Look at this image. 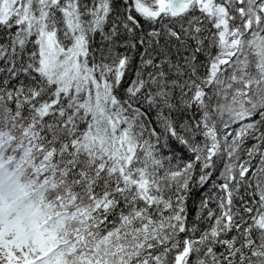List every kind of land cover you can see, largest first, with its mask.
Segmentation results:
<instances>
[{
    "label": "snow or ice",
    "instance_id": "6c2138e0",
    "mask_svg": "<svg viewBox=\"0 0 264 264\" xmlns=\"http://www.w3.org/2000/svg\"><path fill=\"white\" fill-rule=\"evenodd\" d=\"M0 264H264V0H0Z\"/></svg>",
    "mask_w": 264,
    "mask_h": 264
}]
</instances>
